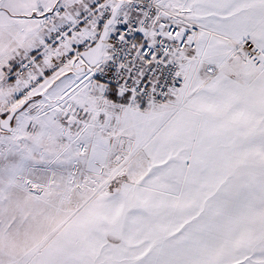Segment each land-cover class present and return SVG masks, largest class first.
<instances>
[{
	"label": "snow or ice",
	"instance_id": "6c2138e0",
	"mask_svg": "<svg viewBox=\"0 0 264 264\" xmlns=\"http://www.w3.org/2000/svg\"><path fill=\"white\" fill-rule=\"evenodd\" d=\"M0 264H264V0H0Z\"/></svg>",
	"mask_w": 264,
	"mask_h": 264
}]
</instances>
